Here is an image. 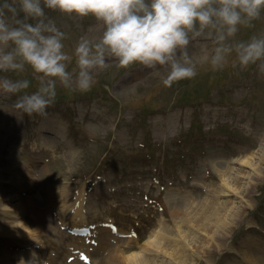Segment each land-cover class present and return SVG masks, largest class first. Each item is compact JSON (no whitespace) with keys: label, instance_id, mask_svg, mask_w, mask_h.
<instances>
[{"label":"rangeland","instance_id":"1","mask_svg":"<svg viewBox=\"0 0 264 264\" xmlns=\"http://www.w3.org/2000/svg\"><path fill=\"white\" fill-rule=\"evenodd\" d=\"M40 6L44 16L24 22L35 26L43 21L64 33L62 51L69 57L64 63L73 86L64 88L57 79L55 103L46 109V115L24 116V137L16 143L22 148L15 145L13 149L20 148L22 154L14 153L12 159L13 167L20 170L6 172L22 179L17 185L12 184L15 181L6 184V189L15 192L4 202L20 211L15 222H25L26 230L34 236L22 238L40 245L36 248L37 264L53 258V250L60 256L55 262H64L67 231L62 230L57 213L76 207L82 187L86 206L98 204L93 211H101L97 216L90 212L87 220L101 222L109 215L128 233L120 238L102 234L109 246L97 255L101 264H129L124 259L131 254L152 257L163 228H176L173 208L187 207L182 215L195 203L198 210L211 196L218 197L217 205H238L241 211L227 234L222 238L217 235L220 239L216 242L211 232L199 228L198 236L212 246L191 244L186 264H239L244 255L254 253L264 243V178L253 180L252 174L245 182L246 176L240 177L233 180L236 191L220 194V172H227L233 159L257 156L264 176V57L242 68L237 50V45L253 38L264 39V8L257 19L237 25L233 36L227 35L219 21L203 30L197 23L188 32L189 43L176 52L181 62L186 53L195 68L197 74L190 79L165 87L162 79L168 65L118 68L114 58L106 57L105 68L92 70L91 89L81 92L75 86L79 72L75 49L82 40L90 46L98 43L105 30L103 22L92 15L81 17L49 9L44 0ZM19 18L23 20V14ZM221 35L225 37L222 41ZM217 48L231 51L221 53L222 66L213 70ZM0 77L28 79V93L55 79L34 73L27 64L23 71L0 72ZM15 99L0 97V109H7L3 110L5 118L12 121L16 118L8 112ZM45 117L56 119L61 138L53 139V133L47 132L48 138L43 137L39 122ZM240 168L249 170L245 165ZM242 187L249 191L243 198L236 195ZM183 229L186 231V226ZM27 248L28 243L22 250ZM15 262L23 264L19 257Z\"/></svg>","mask_w":264,"mask_h":264},{"label":"clouds","instance_id":"2","mask_svg":"<svg viewBox=\"0 0 264 264\" xmlns=\"http://www.w3.org/2000/svg\"><path fill=\"white\" fill-rule=\"evenodd\" d=\"M44 4L61 13L92 15L103 22L105 30L98 43L90 46L82 40L75 49L79 69L75 86L81 92L91 89L92 70L105 68L106 57L114 58L118 68L139 64L155 69L157 65H168L162 79L165 87L190 79L197 74L195 68L190 66L186 53L181 62L176 59V52L189 43L188 32L197 23L203 30L219 21L227 35L233 36L237 25L257 19L264 8V0H44ZM21 14L23 20L19 18ZM43 16L40 0L0 3V72H20L27 64L34 73L55 78L28 93V79L0 77V97H16L8 114L18 123L23 122L24 116L46 115V109L55 103L57 79L64 88L73 86L64 63L69 59L62 51L64 33L43 21L35 26L24 22ZM44 32L52 35H43ZM224 38L219 36L221 41ZM237 50L239 63L246 68L264 57V39L253 38L250 43L237 45ZM215 51L213 70L222 66L221 53L231 49Z\"/></svg>","mask_w":264,"mask_h":264},{"label":"bare ground","instance_id":"3","mask_svg":"<svg viewBox=\"0 0 264 264\" xmlns=\"http://www.w3.org/2000/svg\"><path fill=\"white\" fill-rule=\"evenodd\" d=\"M5 112L0 109V264H16L15 259L19 257L21 259V262L23 264H37L39 260L38 253L35 254V251L33 249H24L26 247V244L29 242L35 243V241H31L30 239L26 238L23 239L22 237L32 236L30 231L26 230L25 222H15L16 216L19 214V210H16L11 207V205L6 204V200H9L10 197V188L6 189V184L11 185V181H15L16 183H12L13 185H17L22 181L21 177L12 178L11 176H7L6 172L14 171L12 170L13 164L12 159L14 158V153L21 157V150H17L16 152H13V149L18 140L21 138V130L18 128L21 127V123H18L16 121H12L9 118H5ZM50 120V119H49ZM53 122H56V119H53L52 122H50L51 125H48V129L60 128L58 123L52 124ZM47 125V123H46ZM52 131V130H51ZM58 131V130H56ZM55 133L54 131H52ZM58 138V137H57ZM16 148V147H15ZM22 148V146H21ZM7 151V152H6ZM261 151L264 153V146L261 149ZM262 153V154H263ZM12 155V156H7ZM260 154V153H259ZM257 156H246L242 158H238V160H232L230 168L227 172L221 171L220 175L222 176V186L223 189L221 190L220 194H227L230 191L234 192L236 191V188H234V184H236L233 180H240V177L245 178V182H247V178H252L253 174V180L254 178H264L260 162L257 161L255 158ZM243 165L249 167V170L243 171L240 166L243 167ZM22 168V167H21ZM17 170H20V168H15ZM240 173H243V176H240ZM5 186H2L4 185ZM232 188V189H231ZM236 192V195L238 197L245 196L248 194V188L242 187L239 188ZM15 191L12 190L11 193H14ZM79 198L75 200L76 208L79 209L75 210V219L79 224L74 225H84V220L82 216V211H84V207L86 206V200H85V192L84 188L80 189ZM77 193V195H78ZM63 194V192L61 193ZM15 196H18L15 194ZM218 197H206V200L204 202V205L198 210H195L193 204L188 205V210L186 213H182V211L186 210V208L182 209V204L177 205V207H174L172 210V217L174 218V221L177 223L174 233L169 227L163 228L164 231L160 235V239L157 241L156 246L153 250V256H137V254L134 255H128L124 260H128L129 264H186L187 257L189 255V249L191 244L198 245L201 243V246L203 248L205 247H211L212 245L209 242H206L204 238H202L200 235L198 236L199 228L203 231L211 232L210 237L214 240V242L217 241V238H222L221 236H225L227 234L226 231L229 230V226L235 222L237 219V216L239 215L241 208L238 205L232 206V207H226L224 204L217 205ZM217 202V203H216ZM211 205V206H210ZM98 206V204H97ZM97 206H86L89 212L96 213L95 210L93 211V208H97ZM205 206V207H203ZM210 206L211 208H208ZM18 209V207H17ZM92 210V211H90ZM61 215V218L63 219V222H66L71 220L70 217H68V214L66 210H61L59 212ZM79 215V216H78ZM224 215V216H222ZM92 216V215H87ZM86 216V218H87ZM94 216H97L94 214ZM221 217H223L221 219ZM207 218V221H202ZM81 219V220H80ZM88 219V218H87ZM81 224L79 221H82ZM14 222V223H13ZM109 229L113 228V223H107L106 224ZM215 225V226H214ZM186 226V231H183V227ZM108 231L110 232V230ZM177 230V231H176ZM102 231L107 233L106 228H102ZM172 231V232H171ZM34 233V234H33ZM183 234H186L184 237ZM33 235H36L35 232H32ZM171 234V236H170ZM173 234V235H172ZM217 235L219 237H217ZM34 236H32L33 239ZM219 238V239H220ZM209 243V244H208ZM215 244V243H214ZM101 244H98L100 248ZM264 243H260L255 252L251 253V255L246 256L244 255V259L240 261L239 264H264ZM182 246V247H180ZM184 246V247H183ZM217 246V245H216ZM215 247V245H214ZM16 248H21L17 249ZM186 253V254H185ZM139 257V258H138ZM106 259H108L106 257ZM249 262V263H246ZM66 264H83L79 261H74L72 263H66Z\"/></svg>","mask_w":264,"mask_h":264},{"label":"snow or ice","instance_id":"4","mask_svg":"<svg viewBox=\"0 0 264 264\" xmlns=\"http://www.w3.org/2000/svg\"><path fill=\"white\" fill-rule=\"evenodd\" d=\"M84 259H87L86 257H83Z\"/></svg>","mask_w":264,"mask_h":264}]
</instances>
